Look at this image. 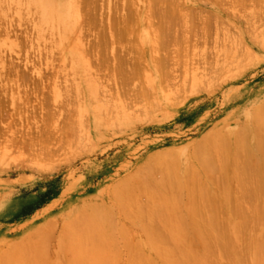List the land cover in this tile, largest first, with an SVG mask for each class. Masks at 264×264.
Masks as SVG:
<instances>
[{"label": "rangeland", "instance_id": "obj_1", "mask_svg": "<svg viewBox=\"0 0 264 264\" xmlns=\"http://www.w3.org/2000/svg\"><path fill=\"white\" fill-rule=\"evenodd\" d=\"M145 1H134L136 14L142 13ZM225 1L217 6L218 21L212 29L209 27L211 30L207 26L202 28L204 31L198 39L193 36L186 42L181 40L183 43L171 41L168 46L171 50H166L169 59L158 63L163 68L156 64V57L153 63L143 56L139 68L142 71L127 85L119 86L120 83L108 77L107 67L111 68L115 61L112 57L107 61L110 65H103L101 71L96 67L86 71L77 68L65 50L67 43L56 45L48 30L37 38L32 21L35 14L32 9H24V0L1 1L4 10L0 15V56L3 57H0V254L50 221L54 227L52 237L46 242L45 259L58 261L62 254L57 237L64 222L73 221L75 208H86L99 200L110 206V185L133 172H141L147 159L155 170L158 157L168 151L172 157V152L177 154L190 148L205 136L233 130L246 122L245 109L252 108L264 96V0H237L240 3L231 0L230 4ZM114 4L120 6L121 0H98L94 8H101L91 7L96 17L93 26L98 24L101 14L98 20L106 21V16L113 13L107 6L111 8ZM133 24L134 30L130 28L133 31L120 44L136 45L138 50H144L152 43L153 35L136 18ZM102 25L88 26L91 31L86 29L89 35L82 43L96 41L97 29L101 30ZM114 47L121 50L119 44ZM109 49L104 56H111ZM86 55L92 62L97 58L96 54ZM95 69L102 75L100 78ZM39 71L57 74L42 85L22 77L25 74L36 80ZM90 78L95 81L97 78V86L90 85ZM66 88L68 93L64 95ZM43 94L47 103L41 101ZM63 98L68 105L62 103ZM66 108L68 112L71 109L69 114ZM52 111L57 113L48 117L51 125L46 120ZM64 122L70 123L69 127ZM62 124L67 125L65 131L62 129L66 139L61 138L62 133L58 134ZM40 128L46 131L41 129V133ZM52 131L57 133V143L49 140ZM35 135L39 140L48 136V144L43 142L45 139L40 140L48 149L45 146L42 149L43 144L37 143ZM31 138L42 145L41 149L35 142L31 144Z\"/></svg>", "mask_w": 264, "mask_h": 264}, {"label": "bare ground", "instance_id": "obj_2", "mask_svg": "<svg viewBox=\"0 0 264 264\" xmlns=\"http://www.w3.org/2000/svg\"><path fill=\"white\" fill-rule=\"evenodd\" d=\"M1 1L5 0H0V15L4 10ZM134 1L136 0H121L120 6L114 4L111 8L108 5V10H112L113 13L106 16L108 17L106 21L102 18L101 22L98 19L102 14L99 15L97 21L100 23L97 25L101 26L104 19L105 26L102 25L101 30L97 29L99 37L96 35V41L88 44L82 42L87 40V35L91 31V27L88 26H97H93L96 24V17L92 10L98 4V0H24V2L22 0L24 9L27 8V11L32 9L35 14L32 21L38 39L48 30L54 36L56 45L68 44L66 52L78 65L77 68L85 71L89 67H96L101 71L103 65H110L108 59L112 57L111 60L115 61L114 63L111 61L113 63L111 68L107 67L110 71L108 77L117 82L116 84L120 83L118 86L127 85L138 71H142L139 68L143 56L150 61L152 59L153 63L156 60V64H162L169 56L166 50L169 49L171 41L186 42L193 36L198 39L204 31L202 28L207 26V29H212L218 21L217 6L224 2V0H146L142 13L136 14ZM244 1L246 0L242 2ZM227 2L230 4L231 0ZM96 8L99 9L101 6ZM96 8L94 9L98 10ZM135 18L143 22L153 35L152 43L141 51L135 48L136 45L130 44L127 47L120 44L122 40H126L129 32L134 30L131 24L135 22ZM86 29H89V32ZM114 44H119L121 50L116 49ZM106 48L108 50L111 48L109 57L103 55L107 51ZM162 49L165 51L164 54L160 51ZM179 49L181 47L177 48L178 52ZM86 54H96L97 58L95 60L92 57L95 61L92 62L90 59V62ZM156 54L160 56L159 59L154 56ZM153 57L157 59L153 61ZM161 59L162 63L159 62ZM94 62L97 66L92 65ZM97 70L96 73L99 74ZM48 73L37 72L38 80L32 76L29 78L25 74L21 75L42 85L43 81L52 80L57 74L54 71ZM101 76L99 74L97 78ZM145 76L148 79L147 74ZM97 78L96 81L90 78L88 80L90 85L95 84ZM97 88L100 89L99 84ZM67 90L64 89V95L68 93ZM51 92L55 97L52 89ZM42 99L44 103L47 96L44 95ZM64 100L61 102H65L66 105L67 102ZM97 111L95 112L98 114ZM55 112L46 113V121H50L49 118L55 116ZM245 119L243 125L233 130L205 136L190 148L180 150L176 152L177 154L172 152V157L171 151L159 156L155 170H152L154 168L151 161L147 159L141 172H133L127 178L119 179L110 185L108 194L110 206L106 201L99 200L86 208H75L72 211L73 221L69 223L67 219L61 226L59 236L57 235L58 249L62 254L58 261L45 259L46 242L54 227L49 221L37 228L30 237L2 252L0 264H264V96L257 99L252 108L245 109ZM66 122L64 123L67 124ZM63 124L58 134L62 133L61 138L66 139L63 128L67 125L69 127L70 123L65 126ZM41 129V133L42 130L46 131ZM60 129H57V132ZM40 132L37 133L38 136ZM56 134L55 131L50 132L49 140H56L58 137ZM38 136L34 137L38 144L44 139L43 142L47 143V135V139L41 137L40 140ZM67 137L69 138L68 135ZM32 141L31 144H34L35 141ZM37 143L35 142V145ZM42 144V149L44 146L48 149V145L46 147L45 143ZM49 255L48 257L51 256Z\"/></svg>", "mask_w": 264, "mask_h": 264}]
</instances>
